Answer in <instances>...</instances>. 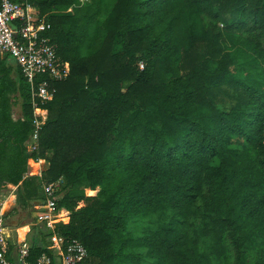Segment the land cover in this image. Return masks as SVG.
Returning a JSON list of instances; mask_svg holds the SVG:
<instances>
[{
  "label": "trees",
  "instance_id": "1",
  "mask_svg": "<svg viewBox=\"0 0 264 264\" xmlns=\"http://www.w3.org/2000/svg\"><path fill=\"white\" fill-rule=\"evenodd\" d=\"M28 1L69 68L28 151V87L0 58V191L31 206L62 178L68 211L28 260L55 234L77 264H264V0Z\"/></svg>",
  "mask_w": 264,
  "mask_h": 264
},
{
  "label": "built area",
  "instance_id": "2",
  "mask_svg": "<svg viewBox=\"0 0 264 264\" xmlns=\"http://www.w3.org/2000/svg\"><path fill=\"white\" fill-rule=\"evenodd\" d=\"M85 2L88 0H79ZM50 23L37 13L28 0H0V57L9 56L17 66L28 87V100L32 109V132L26 141L28 151L38 145V132L46 120L47 110L43 107L54 94L53 82L65 79L69 68L57 54L56 46L47 34ZM142 68L143 64L139 63ZM37 159L36 161H38ZM63 179L58 178L42 186L43 200L39 203L37 222L45 229H51L53 222L63 216L62 209H56ZM0 211V264H77L86 255V249L75 238L64 239L51 235V254L41 253L29 261V245L21 242L15 252L10 249L6 227ZM57 256L58 262L54 259Z\"/></svg>",
  "mask_w": 264,
  "mask_h": 264
},
{
  "label": "rangeland",
  "instance_id": "3",
  "mask_svg": "<svg viewBox=\"0 0 264 264\" xmlns=\"http://www.w3.org/2000/svg\"><path fill=\"white\" fill-rule=\"evenodd\" d=\"M7 63L12 65V59L8 58ZM13 66V65H12ZM19 104L13 105L11 109V115L13 118H17L19 116ZM26 144V143H25ZM43 167H46V163H42ZM12 191L10 187L4 188L2 191H0V201L4 199V197L9 194ZM97 191L94 190L93 194H95ZM13 192V191H12ZM89 193V192H88ZM92 194V193H89ZM39 202H32V205L26 206V207H16L14 208L16 210V213L14 215H9V217L6 215L5 216V227L7 228L8 226L10 228H13L12 233L14 234L15 232L18 234V238L20 240H25L27 242H31V239L33 236L40 235L41 233L44 232L45 228L42 225V223L38 222L37 223V212L39 213V208L38 204ZM9 198L7 199L6 202V209L9 206ZM12 210H10L11 212ZM18 229H15L17 228ZM9 232H6L8 234Z\"/></svg>",
  "mask_w": 264,
  "mask_h": 264
},
{
  "label": "crops",
  "instance_id": "4",
  "mask_svg": "<svg viewBox=\"0 0 264 264\" xmlns=\"http://www.w3.org/2000/svg\"><path fill=\"white\" fill-rule=\"evenodd\" d=\"M3 57V56H2ZM1 58V57H0ZM12 65H13V67H15L16 65H15V63H14V61L12 60ZM17 67V66H16ZM18 69V68H17ZM40 162H42V163H46L44 160H42V159H39L38 161H35L34 162V166H33V171L37 174V175H39L41 172H42V170L43 169H45L46 167H43V165H41L42 163H40ZM46 166H47V164H46ZM6 187H10L11 189H12V191L9 193V194H7L5 197H4V199H2L1 201H0V210H1V208H2V205H3V203L10 197V196H13V199H12V201L10 202V205L8 206V208L4 211V213H2V217H3V220H4V224H5V216L7 215L8 217H9V215H11V213H12V215H14L15 213H16V210L14 209V208H16V207H18V208H20L17 204H16V202H15V189H16V186H14V185H11V184H7L6 185ZM88 192H90V190L89 189H85V193L86 194H89ZM61 193H62V191H61ZM61 193H60V195H61ZM91 195V194H90ZM9 200H10V198H9ZM39 202V201H38ZM40 203V202H39ZM39 203L37 204V205H39ZM39 208V207H38ZM10 210H12L11 212H10ZM62 211H63V216L64 215H66V214H68V211H66L64 208H62ZM37 215H38V212H37ZM37 215H36V217H37ZM38 223V222H37ZM45 228V227H44ZM15 229H18V227L17 228H15ZM12 230H13V228H10L9 226L7 227V229H6V232H9L8 234H9V236L10 237H8V241H9V247H10V249H12L14 252H15V249L17 248V246L21 243V242H26L28 245H30L31 244V242H33V241H37L38 239H39V235H37V236H33L32 237V239H31V242L29 243V242H27V241H25V240H20L19 238H18V234L15 232L14 234L12 233ZM7 235V234H6ZM50 243V242H49ZM49 247V246H48ZM51 253H52V250H51ZM51 253H48V254H51ZM54 259L58 262V257L57 256H55L54 257ZM30 261V260H29Z\"/></svg>",
  "mask_w": 264,
  "mask_h": 264
},
{
  "label": "bare ground",
  "instance_id": "5",
  "mask_svg": "<svg viewBox=\"0 0 264 264\" xmlns=\"http://www.w3.org/2000/svg\"><path fill=\"white\" fill-rule=\"evenodd\" d=\"M41 163V162H40ZM6 202H7V200L3 203V205H2V208H1V213H4V211L6 210Z\"/></svg>",
  "mask_w": 264,
  "mask_h": 264
}]
</instances>
